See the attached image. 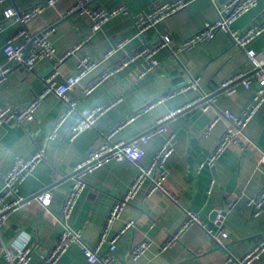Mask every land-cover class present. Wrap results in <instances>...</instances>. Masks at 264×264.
<instances>
[{
  "label": "crops",
  "instance_id": "0c3cea01",
  "mask_svg": "<svg viewBox=\"0 0 264 264\" xmlns=\"http://www.w3.org/2000/svg\"><path fill=\"white\" fill-rule=\"evenodd\" d=\"M44 1L0 3V69H11L0 82V104L11 105L16 110L27 105L44 93V79L53 70L54 63L47 60H40L32 69H27L7 59L3 47L22 30L38 36L51 31L50 41L56 48L57 59L62 60L57 83L73 75L83 57H89L97 67L69 92L75 109L54 138L49 139L69 104L53 92L42 97L33 121L24 126L12 123L0 126V190L2 178L11 170L16 158H30L38 147L46 145L45 159L19 187L20 196L30 202L10 211L0 227V264L5 263L4 245L27 241L32 247L29 264H40L42 257L55 246L63 229L62 208L72 187L74 167L104 143L108 132L134 116V120L126 122L112 137L114 142L129 143L146 135L160 119L177 110L181 111L166 120L169 132L175 134L174 152L166 163V193L157 192L148 197L150 185L146 183L112 223L104 248L120 235L127 223L134 222L133 227L120 235L112 264H225L229 257L243 258L264 235V208L259 216H254L248 205L250 199L257 196L264 179V163L260 162L264 155V103L244 130L239 145H231L214 165L205 164L200 170L198 167L212 155L229 124L221 119L206 133L212 121L225 111L241 113L257 86L255 80L250 89L237 81L233 84L234 93L229 94L222 84L237 74L250 77L252 65L245 52L233 45L230 35L224 31L193 49L175 48L215 22L220 9L218 3L225 0H185L188 4L184 9L151 27L143 36L137 33L135 17L147 15L158 2L178 0H58L56 11L49 10L44 17L27 23H32L29 30L18 19L5 18L7 9L24 11ZM79 2H84L91 10H112L122 5L128 9V14L111 17L102 30L90 38L93 20L88 14L57 17ZM255 23H264V0H259L257 7L240 17L233 28L245 31ZM43 25L46 29L39 31ZM164 35H169L173 44L171 49H161L155 55L159 63L156 69L141 77L150 60L139 57L102 81L90 94H85L84 90L103 71L122 64L128 54L144 46H154ZM81 43L82 47L75 50ZM249 47L264 59V31ZM111 50L115 52L108 56ZM190 80H197L198 87L177 92ZM173 93L172 97L155 102ZM207 99L213 100V105L202 112L199 104ZM196 100L199 104L191 105ZM152 103L153 106L147 108ZM95 108L104 111L70 141L73 125ZM166 138L167 134H161L150 139L142 165L151 164ZM136 175L134 164L111 161L85 177V189L68 221L72 229L81 232L85 244L93 246L99 242L112 207L126 194ZM44 191L52 195L47 211L36 198ZM223 209L226 210L223 227L229 235L225 248L219 247L208 233L210 229L216 230L215 212ZM187 211L198 213L204 227H191L179 242L162 250V245L184 223ZM144 240L152 243L150 248L133 259L131 248ZM55 264H86V257L81 247L73 243ZM251 264H264V252Z\"/></svg>",
  "mask_w": 264,
  "mask_h": 264
},
{
  "label": "built area",
  "instance_id": "2783aa9c",
  "mask_svg": "<svg viewBox=\"0 0 264 264\" xmlns=\"http://www.w3.org/2000/svg\"><path fill=\"white\" fill-rule=\"evenodd\" d=\"M5 0H0L3 3ZM58 0H46L41 3L34 4L24 11H17L14 9H7L5 11V18H16L24 25L31 22L35 18L39 17L47 9L54 7ZM88 1V0H86ZM259 0H229L218 11V19L207 24L201 30L197 31L193 35L186 38L180 45L175 48L177 50L193 49L197 44L203 42L212 41L218 32H227L233 42V45L242 49L248 61L252 65V74L250 77H246L244 74H237L229 78L222 84V88L229 94L234 93L233 84L237 81H241L246 88H251L253 80L256 81L257 86L252 91V96L246 108L239 114H234L229 111L220 113L212 121L206 133H208L212 127L221 119H225L229 122L224 130L221 138L216 145L212 155L207 159L205 163H201L198 167L200 170L205 164L214 165L217 159L231 146L239 145L244 135V130L260 109L264 103V59L252 48L250 44L255 37L264 31V23H255L249 29L240 31L233 28V24L243 15L257 7ZM188 2L185 0H178L176 2H158L152 11L147 15H140L135 17L134 25L137 29L139 36L148 31L151 27L158 23H164L169 17L181 11L187 6ZM128 9L122 5L115 7L112 10L96 9L91 10L85 6L84 2H79L73 5L67 11L66 15L70 16L75 13L88 14L93 20L92 35H96L102 30L103 25L113 16L118 14H128ZM1 30V24H0ZM50 30L42 32L37 36L30 44L31 37L29 34L22 30L17 35L12 37L6 45L3 47V52L9 61L17 63L27 69H32L36 63L40 60H47L54 63L53 70L45 77L46 90L44 93L34 98L30 103L24 105L20 109L16 110L11 105L0 104V126L4 123H12L17 126H24L27 123L33 121L36 111L39 107L42 97L49 92L55 93L59 98L69 104L68 110L57 121L53 132L49 139L55 137L57 130L64 123L66 118L74 111L75 103L70 101L69 92L75 87V85L86 75L92 72L97 65L89 58L83 57L75 71L71 76L65 78L64 82L57 83L56 77L59 74L61 59H57V51L54 45L50 41ZM23 40V41H21ZM172 39L169 35H164L161 39L152 47L144 46L138 51L130 53L126 56L125 61L118 66H113L102 72L100 77L91 83L85 90V94H90L102 81L128 65L139 57H145L150 60L149 67L141 74L145 76L152 70L159 66L155 55L164 48L171 49ZM83 43L78 45L75 50H79ZM122 45H119L121 47ZM114 50L108 52V56L111 55ZM10 68L0 69V82L10 72ZM197 80H190L179 91L183 92L190 88H197ZM174 95H166L157 99L155 102H160L167 97ZM150 104L147 108L153 106ZM199 101H194L191 105H197ZM213 105V100L207 99L203 104H199L200 111L207 112ZM103 108H95L87 115L79 119L71 128L69 139L73 141L83 130L90 127L95 119L103 113ZM181 110H177L167 117L160 119L157 126L150 130L143 137L134 140L132 142L118 141L114 142L112 137L121 129V127L127 122L134 120V116L130 117L126 122L120 124L118 127L112 129L105 135V141L100 146L96 147L83 160L81 163L75 165L73 170L72 187L68 192L63 208H62V223L63 229L59 235L58 241L55 246L51 248L43 257L40 264H55L60 257L67 251L70 244H78L84 256L86 257V264H112L114 261V253L117 249V241L121 234L125 233L128 229L134 226V222H129L122 229L120 235L115 236L108 244L107 248H104L106 242V235L111 227L112 223L117 220L125 206L131 203L141 188L149 183V189L147 196L151 197L157 192H165V181L167 179L166 163L174 152V139L175 134L169 132L166 126V120L179 113ZM167 134V138L164 141L161 149L155 155L153 161L149 166L142 165L141 161L144 158L146 151L145 146L148 145L150 139L156 135ZM46 145L43 144L38 147L36 153L30 158L18 157L13 163L11 170L2 178V188L0 190V227L5 224L7 214L19 207L24 206L27 199L20 196V185L27 179L36 166L45 159ZM128 161L134 164L137 168V175L129 187L126 194L119 199L112 207L109 216L103 227V231L100 240L97 244L89 246L85 244L82 239L81 232L74 230L69 225V219L76 207L78 199L85 189V177L99 169L103 165L111 162ZM261 163H264V155L260 159ZM39 204L47 211L52 203V195L49 191H44L36 197ZM248 205L252 209L254 216H259L263 212L264 208V179L261 184L260 190L257 196L250 199ZM226 216V210L216 211L214 224L216 230H208L209 235L215 241V243L225 248L229 235L224 229V219ZM199 225L204 227L203 221L198 213L193 211L186 212V219L182 226L174 233L163 245L162 250H166L169 247L179 242L181 236L191 227ZM151 242L144 240L137 243L131 248L130 254L133 259L141 257L151 246ZM264 252V235L260 237L255 246L250 249L247 254L241 259H233L229 257L225 264H251L257 259L261 253ZM32 254V247L28 242H24L19 245L8 244L4 245L2 249V256L4 258V264H29Z\"/></svg>",
  "mask_w": 264,
  "mask_h": 264
},
{
  "label": "water",
  "instance_id": "95a60500",
  "mask_svg": "<svg viewBox=\"0 0 264 264\" xmlns=\"http://www.w3.org/2000/svg\"><path fill=\"white\" fill-rule=\"evenodd\" d=\"M229 0H225L224 2H222V3H218V6L219 7H222L226 2H228ZM58 2V1H57ZM56 5H57V3H56ZM56 5L54 6V7H51V8H49V9H47L44 13H42L41 15H40V17H44L45 15H46V13L49 11V10H52V9H54V11H56ZM69 10V9H68ZM66 13H67V11H65L64 13H58L57 14V17L58 16H67L68 18H70L72 15H70V16H68V15H66ZM56 17V18H57ZM32 27V23L31 24H27L26 26H25V28H27L28 30L29 29H32L31 28ZM46 29V25H43L40 29H39V31H42V30H45ZM38 31V32H39ZM36 33L34 32V33H32L31 31L29 32V36L31 37V42L29 43V45H28V48H29V46H30V44L33 42V40L38 36V35H35ZM38 196V195H37ZM36 196V197H37ZM215 216H216V212H215Z\"/></svg>",
  "mask_w": 264,
  "mask_h": 264
}]
</instances>
